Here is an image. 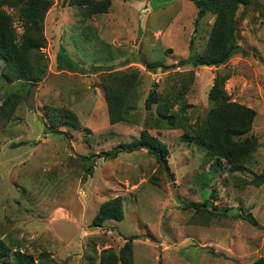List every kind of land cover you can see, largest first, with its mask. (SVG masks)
Masks as SVG:
<instances>
[{
    "label": "rangeland",
    "instance_id": "obj_1",
    "mask_svg": "<svg viewBox=\"0 0 264 264\" xmlns=\"http://www.w3.org/2000/svg\"><path fill=\"white\" fill-rule=\"evenodd\" d=\"M50 1L43 45L29 58L34 82L14 79L0 61V241L8 255L33 264H100L104 251L118 264L264 260V0L238 8L243 53L219 68L177 67L203 53L214 21L197 18L192 0H109L105 13L89 17L64 0ZM1 9L19 37L18 10ZM60 54L68 60L64 70ZM147 65L160 68L149 72ZM119 72L138 78L129 121L112 124L103 87ZM216 75L231 102L255 112L240 138L245 159L236 165L181 140L206 123ZM154 85L159 102L147 111ZM174 97L180 101L165 108ZM163 115H173L174 125ZM142 133L166 146L168 171L144 149L81 159ZM113 199H120L123 219L91 227ZM247 214L257 226L241 218ZM130 237V252L121 257Z\"/></svg>",
    "mask_w": 264,
    "mask_h": 264
},
{
    "label": "trees",
    "instance_id": "obj_2",
    "mask_svg": "<svg viewBox=\"0 0 264 264\" xmlns=\"http://www.w3.org/2000/svg\"><path fill=\"white\" fill-rule=\"evenodd\" d=\"M70 6L82 9L84 17L95 14L105 13L110 7L109 0H64ZM197 10V18L202 19L208 15L213 16L214 21L211 27L207 43L203 48V53L191 59L181 60L177 67L187 64L193 67L205 66L219 68L226 64L232 56L243 53L236 41V12L240 6L248 5L252 0H192ZM50 0H0V61L10 69V75L16 79H24L28 83L34 82L32 62L29 58L31 54L42 47L44 38L42 35V22L45 13L51 7ZM1 6L14 7L18 10V16L23 24V32L17 37L11 26V18L6 14ZM65 55L60 54L56 57L57 67L64 70L68 60ZM149 72H155L160 66L147 65ZM69 68V66H68ZM137 73L119 72L109 75V83L104 85L103 92L107 104V113L112 124L129 121L128 115L132 109L134 97V85L137 82ZM223 78L216 75L208 93L211 103L207 121L204 125L192 131V135L184 133L181 140L193 142L200 147H204L209 155L214 159H225L229 165H236L244 161V154L247 152V145L240 140L249 132L255 112L236 102H231L229 96L223 89ZM17 97V96H15ZM159 96L155 90V85L150 90L146 100L145 108L147 111L152 105L159 102ZM175 101H165L164 107L179 102L178 97ZM8 100H4L3 105ZM161 114V113H160ZM67 120L74 123V116L63 112ZM166 125H174L173 115H163ZM19 143L16 146H20ZM139 149L146 150L155 157L161 169L168 171L167 157L168 151L164 144L156 138L149 137L142 133L138 140L130 144H119L110 151L101 152L100 155L82 157L84 161L91 158L102 157L115 158L120 152H134ZM91 166L86 171L89 172ZM172 176V175H171ZM225 212V211H223ZM243 220L252 226H257L254 218L247 214L241 216ZM123 219V210L120 199H113L103 203L94 216L91 227H101L107 220L120 221ZM133 237L127 238L126 243L120 250V256L128 255L130 243ZM10 257L0 241V264H7L5 258H11V264H33L29 257L21 254H12ZM120 259L109 251H104L100 259V264H118Z\"/></svg>",
    "mask_w": 264,
    "mask_h": 264
},
{
    "label": "water",
    "instance_id": "obj_3",
    "mask_svg": "<svg viewBox=\"0 0 264 264\" xmlns=\"http://www.w3.org/2000/svg\"><path fill=\"white\" fill-rule=\"evenodd\" d=\"M255 264H264V260L260 259L259 261H257Z\"/></svg>",
    "mask_w": 264,
    "mask_h": 264
}]
</instances>
